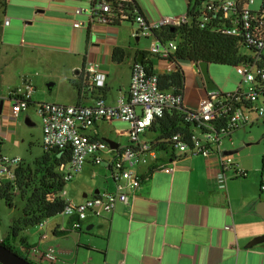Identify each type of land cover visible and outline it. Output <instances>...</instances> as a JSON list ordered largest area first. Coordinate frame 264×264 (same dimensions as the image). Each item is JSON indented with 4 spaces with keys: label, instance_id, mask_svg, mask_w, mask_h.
<instances>
[{
    "label": "crops",
    "instance_id": "0c3cea01",
    "mask_svg": "<svg viewBox=\"0 0 264 264\" xmlns=\"http://www.w3.org/2000/svg\"><path fill=\"white\" fill-rule=\"evenodd\" d=\"M87 3V0H0V138H10L23 115L11 117L9 92L17 85L5 81L8 68L20 71L12 66L20 57L30 60L28 63L41 64L50 73L59 65L58 61L66 63L71 81L67 100L72 103L59 95H51L53 102L91 104L101 96L112 104L128 92L132 64L143 49L130 47L129 40L112 29L120 25L74 27V20L88 19L85 14H76V8ZM6 18H10L9 25L4 24ZM135 38L137 42L141 40ZM116 46L129 52L131 61L126 69H122L123 63L113 61ZM149 57L157 71H166L164 61ZM90 60L99 62L107 74L102 87H95L91 81V86L88 83L85 86L78 78ZM181 64L185 70L184 107L196 109L211 89L206 88L195 62ZM28 76L34 85L38 83L34 74ZM21 82L19 79L16 83ZM75 82L81 84V91ZM33 102L42 101L33 96ZM27 116L32 121L27 113L25 122ZM114 122L124 124L122 120L98 122L97 138L111 139L114 148L128 145L129 140L126 145L119 140L127 136L128 127H116L108 133L102 129L104 124ZM261 123L264 125V119L253 126ZM154 135L155 132L148 131L145 136L154 138ZM245 159L243 155L241 162H237L249 172ZM163 167L171 171L166 172ZM138 171L142 182L132 206L119 203L112 213L90 215L79 230H73L71 219L64 215L54 223L48 219L42 229L39 226L35 230L26 229L23 236L31 245L57 250L56 262L42 264H264V242L249 247L253 239L264 235V173L254 170L240 179L232 171L224 173L216 154L209 158L190 157L177 151L161 152L158 160L139 165ZM113 173L107 162L99 165L88 162L66 184L65 199L81 202L99 192L116 190ZM99 177H104L105 185L99 182ZM11 224L0 240L8 236Z\"/></svg>",
    "mask_w": 264,
    "mask_h": 264
},
{
    "label": "built area",
    "instance_id": "2783aa9c",
    "mask_svg": "<svg viewBox=\"0 0 264 264\" xmlns=\"http://www.w3.org/2000/svg\"><path fill=\"white\" fill-rule=\"evenodd\" d=\"M87 1V5L76 8V14H85L88 19L74 20V27H91L95 24L114 26L130 22L135 26V37L151 38L150 47L146 51L166 63V73L175 69L178 49L177 39L163 37L161 40L157 35L167 27L176 28L194 22L202 29L209 27L242 38L251 53L246 62L235 66L242 76L236 91L224 92L218 88L208 90L196 109L184 107L183 92L162 89L161 72L155 67L153 71L149 70L140 60L132 64L128 92L112 104L101 96L91 104L33 102L36 88L31 79H25L19 86L11 88V117L17 119L34 105L41 119L43 149L71 150V160L58 168L66 184L80 174L88 162L96 165L107 162L113 169L117 181L114 191L99 192L81 202L65 199V188L58 195L65 200L62 215L71 219V228L82 229L90 215L112 213L119 203L132 206L142 182L138 166L158 160L159 154L166 152L164 147L190 157L209 158L216 154L224 173L232 171L234 177H247L248 171L231 155H223L222 152L228 148L225 147L226 143H233L235 132L250 128L264 119V4L260 9L253 10L251 5L255 0H187V5L189 3L191 6L185 14L147 18L139 11L137 0ZM4 24L9 25L10 18H6ZM84 70L95 87L104 86L107 74L101 70L99 62L87 61ZM245 84L247 86L244 87ZM174 108L186 109L185 121L191 124L192 129L160 139L156 135L147 138L145 135L155 121ZM114 120L127 123L128 145L114 148L107 141L96 137L98 122ZM107 154L110 155L106 157ZM21 162L19 156L1 158L0 179L14 182V168ZM163 168L166 172L171 171L169 167ZM46 223L47 220H42L38 226L42 229ZM16 245L24 256L30 258L31 254L30 259L36 264L58 260L54 247L43 249L34 245L27 249Z\"/></svg>",
    "mask_w": 264,
    "mask_h": 264
},
{
    "label": "trees",
    "instance_id": "16d2710c",
    "mask_svg": "<svg viewBox=\"0 0 264 264\" xmlns=\"http://www.w3.org/2000/svg\"><path fill=\"white\" fill-rule=\"evenodd\" d=\"M139 11L142 12L137 3ZM191 4L188 3L187 7ZM191 11V10H190ZM126 23V22H125ZM119 23L115 26H119ZM167 27L157 33L163 40L177 39L176 66L172 72L160 73L162 89H174L183 92L185 88V70L182 61L200 62L237 66L250 58V49L246 48L242 38L214 31L211 28L202 29L194 22L185 23L180 27ZM161 34L162 37L159 35ZM150 53L146 50L139 51L136 61L140 60L148 69L154 70V62L150 60ZM129 57V52L120 46L113 49V61L123 63ZM83 85H90V80L85 70L79 75ZM75 87L82 90L81 84L75 82ZM185 108H174L165 112L164 116L157 119L150 131L155 132L156 138H164L175 133H186L192 129L191 124L185 121ZM189 129V130H188ZM155 136V135H154ZM97 137V136H96ZM166 151L168 148L164 147ZM173 151V150H171ZM72 158L70 149H50L35 159L32 164L22 162L15 169V180L2 181L0 179V197L6 201L10 208L15 207V189L19 190V196L25 202L22 214L13 219L8 236L2 240L7 246L23 254L16 244L27 249L32 248L23 232L33 226H38L42 220H48L58 214H62L65 200L58 195L65 188L62 173L59 166L68 163ZM51 199V197H53Z\"/></svg>",
    "mask_w": 264,
    "mask_h": 264
},
{
    "label": "rangeland",
    "instance_id": "374dc122",
    "mask_svg": "<svg viewBox=\"0 0 264 264\" xmlns=\"http://www.w3.org/2000/svg\"><path fill=\"white\" fill-rule=\"evenodd\" d=\"M137 1L143 10L142 13L149 18H159L166 15L178 16L181 14H185L188 10L187 0ZM263 3L264 0H255V3L251 5V8L258 10L259 8H261ZM120 26V28L117 27L112 29H115L116 33L118 32V35L121 38H127L129 40L130 47H140L143 50L149 49L151 38L143 37L139 42H137L135 36L133 35L135 27L134 25H132L130 22H126ZM29 61L30 60L24 59L22 57H20L19 60L13 61V68L17 69L19 67L20 71L10 70V68H8L6 70L5 81L8 80L9 83L19 86V83H16L19 79L22 81L20 84H22L25 78L31 79V77H29L28 75L34 74L35 77L39 79L38 83H35L37 90L34 94V99L36 101H52L51 95H59L66 99L68 103H72L67 100L71 95V81L69 80L66 72L68 67L65 68V62L58 61L59 65L54 67V71L50 73L49 71H46L43 67H41V64L37 63V65H35L34 63H28ZM130 61V57L125 59L121 66L122 69H126ZM209 73L212 80L218 86V89H221L224 92L236 91L240 82L242 81V76L238 74L235 66L210 63ZM45 81L56 82L57 87L52 93H49ZM245 86L247 85L245 84L244 87ZM34 110L35 106L31 105L28 108V111L23 113L22 118L17 124L16 132L13 133L10 138H0V140L2 141L0 145V159L19 156L22 158V164H32L36 158L40 157L44 153V150L40 143V131L42 129L41 119L35 114ZM27 113L30 115L34 125H28L25 122V119H23ZM126 125L127 124L125 122L124 124L114 122L111 124H104L102 129L107 131L108 133V131L110 132V130L116 127H119L121 129L127 128L128 126ZM119 140L122 141L123 145H126L129 138L123 135ZM233 140V143H226L225 147L233 149L239 146H243L244 148H242L237 153L232 154V158L240 163L241 156L246 155L245 163L247 164L246 166L249 170L248 173L253 174L254 170H256V172H259V174L264 173V125L261 123L253 126L252 128L242 130L234 135ZM245 144L248 145L245 146ZM168 150L171 151L172 149ZM239 178L243 179V177ZM98 179L100 183L105 185L104 177H99ZM14 192L16 195L14 197V208H10L9 206H7L6 201L0 197V238L4 234H7L9 224H11L14 218H17L22 214L25 205V202L19 196V190L15 189ZM63 217L64 216H62V214H58L54 217L49 218V220L51 221V223H54L62 219ZM30 228L35 230L36 226Z\"/></svg>",
    "mask_w": 264,
    "mask_h": 264
},
{
    "label": "water",
    "instance_id": "95a60500",
    "mask_svg": "<svg viewBox=\"0 0 264 264\" xmlns=\"http://www.w3.org/2000/svg\"><path fill=\"white\" fill-rule=\"evenodd\" d=\"M209 64L210 63L207 61L196 62L195 69L202 75L206 88L214 89L217 88V85L210 76ZM46 87L48 91L51 92L55 87V83L50 81L46 84ZM26 123L28 125H34L33 121L29 119V116H27L26 118ZM105 141H107L111 146H115L114 142L111 139L106 138ZM242 148L243 146L237 149H231V150L225 149L222 152V154L232 155L240 151ZM261 242H264V235L253 239L249 244V247H253L254 245L259 244ZM0 263L1 264H36L27 256H24L23 254L18 253L15 249L7 246L2 240H0Z\"/></svg>",
    "mask_w": 264,
    "mask_h": 264
}]
</instances>
